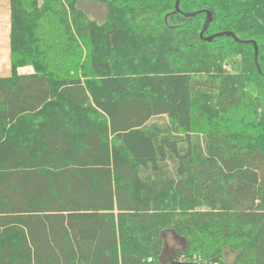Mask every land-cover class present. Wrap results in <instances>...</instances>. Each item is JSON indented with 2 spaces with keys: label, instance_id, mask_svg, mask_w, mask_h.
Masks as SVG:
<instances>
[{
  "label": "trees",
  "instance_id": "16d2710c",
  "mask_svg": "<svg viewBox=\"0 0 264 264\" xmlns=\"http://www.w3.org/2000/svg\"><path fill=\"white\" fill-rule=\"evenodd\" d=\"M0 1V264H264V0Z\"/></svg>",
  "mask_w": 264,
  "mask_h": 264
},
{
  "label": "rangeland",
  "instance_id": "374dc122",
  "mask_svg": "<svg viewBox=\"0 0 264 264\" xmlns=\"http://www.w3.org/2000/svg\"><path fill=\"white\" fill-rule=\"evenodd\" d=\"M82 8L94 19H101L105 9L92 2H82ZM100 21V20H99ZM9 34H10V7L8 1H0V77L10 73L9 67ZM22 69V68H21ZM163 254L162 261L165 264L176 259V251L184 249L186 241L172 232H163ZM234 255L229 254L227 262L230 264L234 260Z\"/></svg>",
  "mask_w": 264,
  "mask_h": 264
},
{
  "label": "water",
  "instance_id": "95a60500",
  "mask_svg": "<svg viewBox=\"0 0 264 264\" xmlns=\"http://www.w3.org/2000/svg\"><path fill=\"white\" fill-rule=\"evenodd\" d=\"M180 2L181 0H177L176 2V11H180L179 9V5H180ZM199 13H192V14H186L187 17H195L197 16ZM212 21V14L211 13H208V16H207V20H206V23L204 25V28H203V31L201 33V36L203 37V34L208 30V27L210 25ZM223 36H227V37H232L235 39L236 42L238 43H245V44H252L254 46V50H255V61L257 63V67H258V70L260 72V67L258 65V54H259V49H258V45L255 43V42H247V41H240L239 39H237V37L232 34V33H218V34H215V35H212V36H209L207 38H205L206 41L208 42H212L215 38H218V37H223ZM172 264H203V263H186V262H174Z\"/></svg>",
  "mask_w": 264,
  "mask_h": 264
},
{
  "label": "crops",
  "instance_id": "0c3cea01",
  "mask_svg": "<svg viewBox=\"0 0 264 264\" xmlns=\"http://www.w3.org/2000/svg\"><path fill=\"white\" fill-rule=\"evenodd\" d=\"M33 72L34 71L32 67H26L19 70V74L21 75H29V74H33Z\"/></svg>",
  "mask_w": 264,
  "mask_h": 264
}]
</instances>
